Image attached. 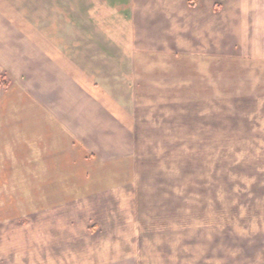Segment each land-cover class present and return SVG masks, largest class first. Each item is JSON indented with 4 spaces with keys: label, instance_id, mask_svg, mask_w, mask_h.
Masks as SVG:
<instances>
[{
    "label": "rangeland",
    "instance_id": "374dc122",
    "mask_svg": "<svg viewBox=\"0 0 264 264\" xmlns=\"http://www.w3.org/2000/svg\"><path fill=\"white\" fill-rule=\"evenodd\" d=\"M0 264H264V0H0Z\"/></svg>",
    "mask_w": 264,
    "mask_h": 264
}]
</instances>
